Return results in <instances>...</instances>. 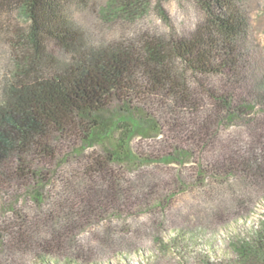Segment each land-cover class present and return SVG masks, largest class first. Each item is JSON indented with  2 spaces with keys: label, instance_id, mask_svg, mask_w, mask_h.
Wrapping results in <instances>:
<instances>
[{
  "label": "trees",
  "instance_id": "obj_1",
  "mask_svg": "<svg viewBox=\"0 0 264 264\" xmlns=\"http://www.w3.org/2000/svg\"><path fill=\"white\" fill-rule=\"evenodd\" d=\"M153 1L0 0L10 51L0 86V264L33 253L74 264L90 251L83 233L110 208L154 192L160 175L147 166H185L197 150L201 184L233 185L227 208L259 194L264 67L247 1L185 0L191 19L177 26ZM75 9L135 35L96 38ZM152 10L163 29L148 21ZM234 126L245 136H222ZM144 140L167 146L154 157L139 149ZM230 250L201 264H264V219Z\"/></svg>",
  "mask_w": 264,
  "mask_h": 264
},
{
  "label": "rangeland",
  "instance_id": "obj_2",
  "mask_svg": "<svg viewBox=\"0 0 264 264\" xmlns=\"http://www.w3.org/2000/svg\"><path fill=\"white\" fill-rule=\"evenodd\" d=\"M246 1L253 35L258 45L254 59L264 67V0ZM160 2L167 18L174 25L177 26L180 20L191 19L185 0ZM74 18L86 28L89 27L99 39L135 35L134 27L125 23H118L107 31L96 22V18L94 22L87 11L75 9ZM147 19L160 29L164 28L163 21L154 10ZM9 52L7 44L1 42L0 86L9 70ZM235 133L245 136L244 130L237 126L225 129L222 136ZM166 146L165 143L154 144L149 140L138 144L144 154H154V157L158 155L157 150ZM217 147L212 153H205L207 158L217 155ZM200 156L201 150L199 153L197 150L194 162L185 166L158 162L157 166H147L146 171L160 175L154 192L147 195L146 199L134 197L129 201H122L119 207L118 204L115 205L118 209L110 208L108 215H113L107 218L111 221L102 220L99 228H89L83 233L88 239L86 243L90 251L80 259L76 256L72 258L74 264H201L203 258L219 259L228 256L235 243L247 239L264 219V182H258V195L253 190L241 205L234 209L227 208L223 200L231 196L229 188L233 185L230 181L213 183L210 179L207 180L209 184H201L198 177L202 162ZM179 173L181 180L177 178ZM123 176L126 180L130 177L126 172ZM182 181L184 184H181ZM160 202L165 205L154 208ZM213 211L214 214H211ZM105 226L109 228L104 231ZM36 255L33 253L25 264H46ZM47 262L65 264L66 261L56 256L47 259Z\"/></svg>",
  "mask_w": 264,
  "mask_h": 264
}]
</instances>
